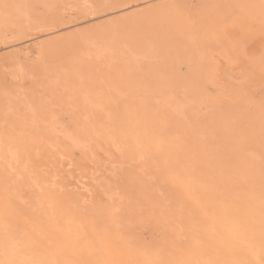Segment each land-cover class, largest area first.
Wrapping results in <instances>:
<instances>
[{
  "label": "rangeland",
  "instance_id": "obj_1",
  "mask_svg": "<svg viewBox=\"0 0 264 264\" xmlns=\"http://www.w3.org/2000/svg\"><path fill=\"white\" fill-rule=\"evenodd\" d=\"M99 2L0 0V5L35 6L25 10L31 20L20 21L25 29L29 24L33 28L47 24L55 17L70 21L53 26L50 32L33 31L31 35L41 40L52 37L42 48L31 37L6 45L0 7V82L6 56L8 67L13 69V58L25 63L39 60L44 66L41 90L51 100L35 119L26 108L11 100L10 106L20 109L27 118L17 121L12 117L6 126L8 105L0 87V226L7 217L13 225L42 231L40 234L53 237L56 243L73 238L53 222L59 218L65 224L72 219L80 233L97 238L110 235L112 250L101 258L118 261L119 251L125 257L130 252L120 238L121 225L127 222L129 212L150 218V238L155 235L160 243L168 237L180 238L170 230L174 225V217L168 212L170 203L167 199L164 206L163 202L159 205L164 197L156 192V186L170 184L181 193L189 186L196 203L193 210L199 217L190 222L183 236L201 237L205 243L194 256L188 254L185 258L257 264L258 199L254 230L247 233L237 230L232 205H244L247 201L244 175L251 179L249 188L255 189L257 197L259 194L264 157L260 127V101L264 96L259 62L261 25L259 8L242 6H258L261 0H113L139 8L148 3L160 6L144 14L145 18L137 23L104 14L102 19L84 15L88 11L85 5ZM249 14L256 17L252 32L241 33L239 28L232 27ZM96 24L101 27L92 26ZM73 32L79 36L75 45L69 43L71 38L67 35ZM221 32H227L231 38L219 40ZM241 36L253 41L249 50L256 60L245 65L246 75L236 71L221 77L223 87L218 90L230 97L225 102L210 95L219 82L205 74L217 63L223 65L226 54H234L236 40ZM26 49L31 52L25 53ZM101 92L103 110L95 106L101 102ZM29 98L35 99L32 93ZM25 144L32 163L39 165L35 175L24 172L28 164L23 152ZM140 152L143 158L139 157ZM61 154L78 160L95 156L103 163L77 175V183L65 175L66 162L62 170L51 164V159ZM237 159L245 164L242 171L234 166ZM35 179L40 181L41 189L35 187ZM141 183L149 188L138 194L133 189L140 188ZM250 248H254L257 258ZM40 250L47 254L46 243ZM135 254L143 260L142 255ZM65 257L73 258L70 252Z\"/></svg>",
  "mask_w": 264,
  "mask_h": 264
},
{
  "label": "snow or ice",
  "instance_id": "obj_2",
  "mask_svg": "<svg viewBox=\"0 0 264 264\" xmlns=\"http://www.w3.org/2000/svg\"><path fill=\"white\" fill-rule=\"evenodd\" d=\"M3 22L4 32L3 41L7 45L11 41L23 40L31 37L37 42L38 47H43L45 43H49L52 37L49 36L48 40H41L39 36H32L33 31L38 33L50 32L51 28L56 25H67L70 21L66 17L52 18L47 24H38L35 28L29 24L27 29L20 24L22 19L31 20L29 12L25 11L32 9V5L20 4H3ZM88 11L84 13L85 16L92 15L98 19H102V14L110 15L114 19L120 21H128L137 23L139 20L144 19V14L150 13L153 9L160 7L155 4H145L142 8L131 4H120L113 2V0H101L97 4H90L84 6ZM248 8H259V22H260V37H261V51L259 56L261 78L264 79V0L256 5L242 6ZM136 11H131L132 9ZM256 17L254 15H247L242 18L239 23L234 22L232 27L239 28L241 33H250L253 31V24ZM111 23V21H108ZM194 23V21H193ZM99 28L100 24L92 25ZM73 27H75L73 25ZM71 39L69 43L75 45L79 36L77 33L67 34ZM231 37L227 32L219 34V40H229ZM252 40H245L243 36L236 40V49L234 54H226L224 56V64L217 63L212 70V79L218 81L216 89L210 92L216 99L222 101H230L227 94H222L218 89L223 87L221 80L222 76H227L229 73L234 74L239 71L241 75H246L247 68L245 65H251L255 62L256 56L250 52ZM4 69V78L0 82V87L3 88L4 96L6 99L5 111V124L7 126L12 117L22 120L27 118L30 114L33 119L38 118L42 111L46 110L47 105L51 100L45 97L41 83V73L44 71V66L39 60L25 63L13 58L11 63L16 65V69L8 67L9 58L6 56ZM9 73H12L11 76ZM117 91V89H113ZM29 93H32L35 99L29 98ZM101 97V102L96 104L100 110L104 109L102 98L104 93L98 94ZM15 100L21 108L27 109V114H22L20 109L12 108L9 104L11 100ZM38 101V105H37ZM261 108V136L264 138V96L260 101ZM13 127H16L13 122ZM24 155L28 159V164L25 165L24 172L30 176L35 175L39 168L38 164H33L29 155L27 145H23ZM39 156V153H37ZM19 158V155H18ZM67 163V173L65 174L69 180L76 181L77 175L86 174L90 168H95L103 163L102 159L95 156L89 160L87 158L77 159L75 156L61 154L57 159H51V164L56 166L58 170H62ZM31 165V167H29ZM235 168L242 171L245 168L244 162L236 160ZM23 178V177H21ZM78 183V181H76ZM242 182L245 185L247 194V201L244 205L239 202H234L232 210L234 213V224L238 231L247 233L254 230V222L257 213V206L255 201L258 199V214H259V227H260V259L257 264H264V157L261 158V174L259 184V194L257 197L254 188H249L251 179L244 175ZM63 191V189H62ZM91 194V190H89ZM10 205L6 204V207ZM119 211V209L117 210ZM127 222L122 224V231L120 238L125 242L129 251L145 256L143 260H127V261H109L102 259L103 255L112 250L113 242L110 235H103L97 238L95 235L88 233L77 234L72 240H64L54 243L51 237L43 236L37 233L34 229L29 230L20 225H13L7 217L4 221V254L6 259H0V264H221L219 261H202L200 259H188L186 255H195L200 248L204 246V240L201 237L193 236L192 238L175 236L168 237L163 243L157 241L155 235L151 238L148 235L150 226V219L143 217V214L138 217L136 213L129 212L126 218ZM47 246V255H35L38 250ZM252 255H255L254 248L249 249ZM70 252L73 258H65V254ZM242 264H252L250 261L242 262Z\"/></svg>",
  "mask_w": 264,
  "mask_h": 264
},
{
  "label": "bare ground",
  "instance_id": "obj_3",
  "mask_svg": "<svg viewBox=\"0 0 264 264\" xmlns=\"http://www.w3.org/2000/svg\"><path fill=\"white\" fill-rule=\"evenodd\" d=\"M169 29V28H168ZM175 30V29H174ZM170 35V34H169ZM165 38V37H164ZM182 38V37H181ZM188 38V37H187ZM32 40V39H31ZM177 41H178V39H177ZM35 45H37V44H35ZM34 45V46H35ZM171 46V45H170ZM177 46H179V44L177 45ZM33 47V46H32ZM32 47H31V49H32ZM34 48V47H33ZM30 49V48H29ZM29 49H26L24 52L25 53H27V54H29L31 51L29 50ZM185 49V48H184ZM185 51V50H184ZM168 58V57H167ZM177 59V58H176ZM168 63V62H167ZM184 66V65H183ZM188 69V68H187ZM185 74V73H184ZM205 76H208L209 78H212V71H209V72H207V74H205ZM184 88V87H183ZM11 102V101H10ZM174 108V107H173ZM173 110V109H172ZM173 113V112H172ZM176 113V112H175ZM171 114V113H170ZM165 116V115H164ZM179 120V119H178ZM187 120V119H186ZM83 149V148H82ZM141 150V149H140ZM10 152V151H9ZM1 152H0V158H1ZM140 158H143V154L140 152V156H139ZM257 160V159H256ZM12 165V164H11ZM19 173V172H18ZM22 175V174H21ZM172 175H174V174H172ZM149 176V175H148ZM19 177V176H18ZM163 178V177H162ZM167 179V178H166ZM77 181H79V180H77ZM159 182H161V181H159ZM166 182V181H165ZM34 183H35V187H37V188H42V185H41V183H40V181L38 180V179H35V181H34ZM145 183V182H144ZM142 184V186H140L139 185V187L140 188H138L137 187V189L136 190H134L133 189V191H135V192H137L138 194L140 193V192H138V191H141L142 192V190H145V189H147V188H149V186H146V184ZM123 184V183H122ZM127 185L128 184H126V189H127ZM123 186V185H122ZM153 186H156V184L155 185H153ZM118 187H120V185H118ZM125 187V186H124ZM151 187V186H150ZM157 188H159L158 190L156 189V192L158 191V192H161L162 193V198L164 197V200L163 199H160V201H159V205H161L162 204V202L163 201H167V199H168V201H169V203H170V210L168 211V212H171V214L173 215V217H174V221H172V222H174V225H173V223H171L173 226L171 227V231L172 232H174V234H177V236L178 237H184L183 236V234H185V232H186V230L187 229H189V224H190V222L191 221H197V219H198V217H199V215L196 213V211L195 210H193V209H195V204H194V201H195V199L194 198H192L191 196H190V190H191V188L189 187V186H185L184 187V189H185V191H184V193H181L180 191H179V189H178V187H174V186H171L170 184L168 185V184H166V183H162L161 185H160V187H158V186H156ZM133 188V187H132ZM131 188V189H132ZM39 189V190H40ZM14 192L16 191L15 189L13 190ZM23 191V190H22ZM118 191V190H117ZM120 191V190H119ZM129 191V190H128ZM130 192V191H129ZM147 192V191H146ZM111 193H113L112 191H111ZM118 193V192H117ZM123 194V193H122ZM137 194V195H138ZM142 194V193H141ZM92 195V194H91ZM118 195V194H117ZM124 195V194H123ZM122 195V196H123ZM130 195V194H129ZM136 195V197H138ZM148 195V194H147ZM152 195V194H151ZM159 195V194H158ZM158 195H157V197L156 198H159L158 197ZM168 195V197H166ZM15 196H16V194H15ZM125 197H126V194L124 195ZM149 196V195H148ZM147 196V197H148ZM153 196V195H152ZM187 196H190V198H191V200H189V201H187L186 200V198H187ZM20 198V200H22V198L21 197H19ZM141 198V197H140ZM152 198H154V196L152 197ZM160 198H161V196H160ZM139 199V198H138ZM145 199H146V197H145ZM144 200V199H143ZM157 200V199H156ZM24 201H26V199L24 200ZM31 201V200H30ZM139 201H140V199H139ZM149 202H150V199L148 200ZM141 202V201H140ZM144 202L146 203L147 201H145L144 200ZM25 203V202H24ZM37 203V202H36ZM142 203V202H141ZM148 203V202H147ZM18 204V203H17ZM144 204V203H143ZM164 204H165V202H163V206H164ZM19 205V204H18ZM36 205H39V203H37ZM167 205H169V204H167ZM166 206V205H165ZM192 206V207H191ZM143 207V206H142ZM160 207V206H159ZM191 207V208H190ZM153 208V207H152ZM138 209H139V207H138ZM141 209V208H140ZM149 209V208H148ZM160 209H162V208H160ZM158 211V210H157ZM163 211V210H162ZM165 211H166V209H165ZM199 211V210H198ZM203 211V210H202ZM140 212V211H139ZM161 212V211H160ZM196 213V214H195ZM166 214H168V213H166ZM170 213L168 214V215H171ZM208 214V213H207ZM167 215V216H168ZM202 215H204V214H202ZM163 217V216H162ZM169 218H170V216H169ZM67 219V218H66ZM150 219V218H149ZM165 219V218H164ZM171 219H172V216H171ZM171 219H170V221H171ZM173 220V219H172ZM200 222L199 223H203V222H201V220H199ZM53 223H55L56 225H58V229H60L61 231H65V232H67L68 234H69V236L70 237H72V238H74L77 234H80V232H79V228H78V226H76V224H75V222L72 220V219H67L66 220V223L65 224H63L62 223V221H61V219H59V218H57L56 220H55V222H53ZM14 224V223H13ZM23 224V223H22ZM24 224H26V223H24ZM24 224L22 225V226H24ZM166 225V224H165ZM205 226V225H204ZM57 228V227H56ZM166 228V227H165ZM214 229H215V227H214ZM156 230V229H155ZM51 231V230H50ZM194 231V230H193ZM38 233H39V231H37ZM42 232V231H41ZM40 232V233H41ZM52 232V231H51ZM50 232V233H51ZM64 232V233H65ZM57 233V232H56ZM197 233H199L200 234V232H197ZM46 234H44V236H45ZM61 235H63L62 233H61ZM200 236V235H199ZM203 236V235H202ZM50 237V236H49ZM55 237V236H54ZM65 237H66V234H65ZM53 238V237H52ZM57 238V237H56ZM64 239V238H63ZM71 239V238H70ZM58 240V239H57ZM61 240V239H60ZM65 240V239H64ZM68 240V239H67ZM63 241V240H62ZM4 243H5V233H4V227H1L0 226V259H6V257H5V254H4ZM45 250V249H44ZM46 251H41L40 249L38 250V252H36L35 253V255H38V256H41V257H43V256H46L47 254L45 253ZM136 252L135 251H130L129 252V256L128 257H125V256H123L122 254H121V251H119V257H118V261H127V260H139V258H138V255L137 254H135ZM136 256V258H135V256ZM255 257H256V255H254ZM142 257H143V259H145L146 257L145 256H143L142 255ZM66 258V257H65ZM69 258V257H68ZM188 259H193L194 257H187ZM257 258V257H256ZM195 259V258H194ZM196 259H200V260H202V261H206V260H204V259H202L201 257H197Z\"/></svg>",
  "mask_w": 264,
  "mask_h": 264
}]
</instances>
